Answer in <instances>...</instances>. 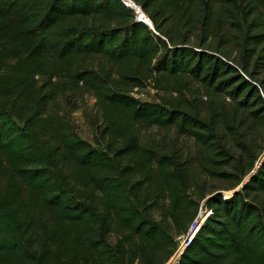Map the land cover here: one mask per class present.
Returning a JSON list of instances; mask_svg holds the SVG:
<instances>
[{"label":"trees","instance_id":"1","mask_svg":"<svg viewBox=\"0 0 264 264\" xmlns=\"http://www.w3.org/2000/svg\"><path fill=\"white\" fill-rule=\"evenodd\" d=\"M134 1L154 29L122 0H0V264H165L173 256L176 234L198 209L193 174L143 144L140 123L193 137L210 170L234 186L254 168L259 155L237 138L249 167L236 159L240 174L223 169L236 155L219 136L218 104L207 118L185 95L151 102L132 92L149 80L167 90L187 75L264 126V77L251 68L264 63V0H240L238 57L164 29L150 7L178 15L177 0ZM99 56L115 74L89 63ZM79 88L101 113L95 140L50 110ZM263 194L264 158L240 190L207 198L212 213L176 264H264Z\"/></svg>","mask_w":264,"mask_h":264},{"label":"rangeland","instance_id":"2","mask_svg":"<svg viewBox=\"0 0 264 264\" xmlns=\"http://www.w3.org/2000/svg\"><path fill=\"white\" fill-rule=\"evenodd\" d=\"M136 4L140 5L139 3ZM176 4L177 6H175L181 11L178 15L177 13L174 14L171 7L162 12H156V8L150 7L151 11L159 18L164 29L173 31V34L180 38L188 37L192 43L198 46L203 39H207L206 43L219 45L234 56L238 57L241 54L238 48L241 33L238 28L240 25L244 28L246 26L243 25L242 15L238 13L241 9L240 0L237 6H233L231 0H177ZM141 13L150 21L149 13L143 7ZM186 18H191L190 23L185 21ZM89 63L97 69L103 67L110 71L113 69L112 74L116 72L113 63L100 56L91 57ZM262 66L264 67L262 62H258L254 67L253 64L251 66L256 73L262 71L261 78L264 77ZM153 84L151 80L146 81L143 86L136 87L132 95L140 100L151 102L160 101L159 96L163 94L166 96L185 95L191 104L198 105L201 114L207 118L211 115L210 105L218 104V109L222 113L217 118L219 136L225 146L236 155L234 165L226 166L223 169L240 174L241 170L235 169L236 159L240 160V168L243 171L249 167L250 163L245 160L246 156L241 146L238 145L237 138L251 143L253 152L259 155L254 168L247 175H241L243 181L247 182L264 158V126L252 120L246 111L237 110L234 102L228 96L212 94L200 81L193 77L187 75L173 77L167 90L157 89L153 87ZM59 99L60 102L58 104L53 103L54 105L50 107V110L67 113L81 137L91 140L101 137L100 130L103 124L101 113L96 98L90 92L79 88L76 93L70 94L68 92L60 96ZM138 132L143 144L153 145L163 153L173 155L187 163L186 165H190L193 174L190 193L198 202L196 215L201 207L208 206L207 198L209 196L218 192L229 196L237 188L239 190L242 188L240 184L234 186L232 180L217 177L210 170L212 161L205 147L190 135L182 134L176 126L140 123ZM193 219L189 221L185 230L176 234L177 249L165 264L176 263V257L180 256V252H177L180 245L179 237L187 232Z\"/></svg>","mask_w":264,"mask_h":264},{"label":"built area","instance_id":"3","mask_svg":"<svg viewBox=\"0 0 264 264\" xmlns=\"http://www.w3.org/2000/svg\"><path fill=\"white\" fill-rule=\"evenodd\" d=\"M136 11V10H135ZM137 13V18L140 20H147L143 13ZM212 213V209L208 207L207 205L205 207H201L196 217H194L191 225L189 226L187 232L183 235H181L180 238V245L178 246L177 252H182L188 245L191 244L193 241L195 235L201 228L202 224L205 222L207 217Z\"/></svg>","mask_w":264,"mask_h":264},{"label":"water","instance_id":"4","mask_svg":"<svg viewBox=\"0 0 264 264\" xmlns=\"http://www.w3.org/2000/svg\"><path fill=\"white\" fill-rule=\"evenodd\" d=\"M126 5H128V6H130V7H132L133 9H135L138 13H141V10H142V7L140 6V5H138V4H136V2L134 1V0H122ZM141 20V19H140ZM144 21V20H143ZM145 22L148 24V25H150V27L152 28V29H154V25H153V22H152V20L150 19V21L149 20H145ZM248 180H250V178L248 179ZM246 181H242L241 183H240V187H243V185H244V183H245ZM237 190H239V188H237L236 190H234V192L235 191H237ZM233 192V193H234ZM184 251V250H183ZM182 251V252H183ZM181 252V253H182ZM181 253H180V256H181ZM180 256H178L177 257V260H175L176 261V263L178 262V260H179V258H180ZM175 263V264H176Z\"/></svg>","mask_w":264,"mask_h":264},{"label":"bare ground","instance_id":"5","mask_svg":"<svg viewBox=\"0 0 264 264\" xmlns=\"http://www.w3.org/2000/svg\"><path fill=\"white\" fill-rule=\"evenodd\" d=\"M177 257H178V256H177ZM177 257H176V258H177Z\"/></svg>","mask_w":264,"mask_h":264}]
</instances>
